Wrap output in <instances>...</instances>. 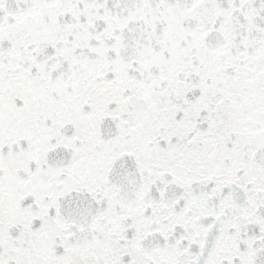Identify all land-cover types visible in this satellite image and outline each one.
Wrapping results in <instances>:
<instances>
[{
	"label": "snow or ice",
	"instance_id": "snow-or-ice-1",
	"mask_svg": "<svg viewBox=\"0 0 264 264\" xmlns=\"http://www.w3.org/2000/svg\"><path fill=\"white\" fill-rule=\"evenodd\" d=\"M0 264H264V0H0Z\"/></svg>",
	"mask_w": 264,
	"mask_h": 264
}]
</instances>
